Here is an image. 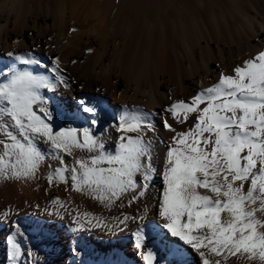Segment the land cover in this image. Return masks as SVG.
Returning a JSON list of instances; mask_svg holds the SVG:
<instances>
[{"label": "bare ground", "instance_id": "bare-ground-1", "mask_svg": "<svg viewBox=\"0 0 264 264\" xmlns=\"http://www.w3.org/2000/svg\"><path fill=\"white\" fill-rule=\"evenodd\" d=\"M0 264H264V0H0Z\"/></svg>", "mask_w": 264, "mask_h": 264}, {"label": "rangeland", "instance_id": "rangeland-1", "mask_svg": "<svg viewBox=\"0 0 264 264\" xmlns=\"http://www.w3.org/2000/svg\"><path fill=\"white\" fill-rule=\"evenodd\" d=\"M96 18V19H95ZM68 18H62V20H67ZM75 19V20H74ZM93 19V21H92ZM99 17L97 16H88V17H79V18H72V21H84L87 22V23H95L97 21H99ZM109 19V18H108ZM91 20V21H90ZM61 241V240H60Z\"/></svg>", "mask_w": 264, "mask_h": 264}]
</instances>
